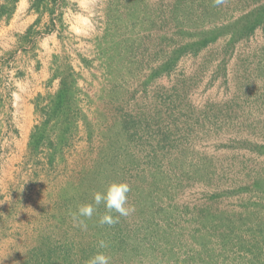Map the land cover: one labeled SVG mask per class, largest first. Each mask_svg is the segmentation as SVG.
Segmentation results:
<instances>
[{
    "label": "rangeland",
    "instance_id": "1",
    "mask_svg": "<svg viewBox=\"0 0 264 264\" xmlns=\"http://www.w3.org/2000/svg\"><path fill=\"white\" fill-rule=\"evenodd\" d=\"M65 1L58 30L65 55L54 58L52 72L67 64L79 75L77 101L93 133L88 138L78 120L70 146L52 165L46 150L35 154L28 146L14 168L6 165L9 144L0 141V264H70L93 246L111 264H264V20L248 36L232 39L229 30L142 82L171 44L188 40L177 25H233L264 0L218 7L211 0ZM4 5L8 10L12 2ZM74 47H84L83 74L73 65ZM116 140L122 146L111 165L105 160ZM98 159L131 186L135 211L115 229L98 231L91 222L104 213L100 205L82 231L70 215L85 203L74 198L75 185ZM114 233L118 248L97 247Z\"/></svg>",
    "mask_w": 264,
    "mask_h": 264
},
{
    "label": "crops",
    "instance_id": "2",
    "mask_svg": "<svg viewBox=\"0 0 264 264\" xmlns=\"http://www.w3.org/2000/svg\"><path fill=\"white\" fill-rule=\"evenodd\" d=\"M61 2L52 4L48 0L44 7L36 10L32 0H16L11 12L0 16V141L9 144L5 157L8 153L10 157L5 164L13 168L19 152L27 146L33 125L41 117L35 110L36 99L44 100V95L58 88L59 77L52 72L53 60L65 55L58 30L65 25L64 16L68 11V3L62 7ZM3 3L5 0H0V5ZM68 13L79 20V14L74 15L70 10ZM89 24L92 29V22ZM81 50L84 47H74L71 55L75 56L73 65L83 74L87 66L79 59Z\"/></svg>",
    "mask_w": 264,
    "mask_h": 264
},
{
    "label": "trees",
    "instance_id": "3",
    "mask_svg": "<svg viewBox=\"0 0 264 264\" xmlns=\"http://www.w3.org/2000/svg\"><path fill=\"white\" fill-rule=\"evenodd\" d=\"M12 2V6L6 10L5 3ZM16 0H5V3L0 5V12L9 14L13 7V2ZM52 4H56L59 0H49ZM48 0H32V6L36 10H40V7H44L45 3ZM181 0H177V4L180 3ZM177 8H175L176 10ZM129 10L131 13L136 14V9L132 6H129ZM189 13V12H188ZM1 14V13H0ZM176 12L173 11V16L176 19ZM186 15V14H185ZM190 18L191 15L188 14ZM186 16V18H188ZM137 19V18H136ZM124 21L125 19L122 18ZM264 20V2L259 4L255 9L247 12L246 14L240 16L236 19L232 24L228 26H220V27H213L209 29H205L202 31H197L195 27L187 26L186 29L183 30L181 24L176 26L175 32L177 34H185L188 36V40L174 42L170 45L169 53L167 54L166 58L162 61V63L155 65L154 67L151 66L150 70L147 74V77L144 78L143 85H146L148 82L153 80L155 77L170 72L173 67L175 66L177 60L186 53H196L201 48L206 46L209 42L215 40L218 36L228 32L231 30V38L238 39L242 37L248 36L255 27L260 25ZM134 44H131L128 49V53L132 52L135 47ZM112 57V56H110ZM114 57H112L113 59ZM81 61L86 65L88 62L84 59ZM147 65V63H146ZM149 67V65H147ZM111 70L109 69L108 72ZM53 76L59 77V85L56 91L48 95L46 98V103L43 105H39L38 98L35 101V110L43 115V119L41 122L35 124L29 136L28 141V149L29 152H34L35 154L38 152H42L46 150V158L48 165H52L57 156H61L63 149L65 147L70 146L71 139L75 132L78 131V120H82L83 126L87 131V137L90 138L93 130L91 128V123L88 121L86 114L82 111L79 107L77 101V95L80 93V88L77 86V78L79 75L74 72L70 65H59L57 66V70ZM118 138V137H117ZM129 139V138H127ZM117 142V143H116ZM116 142L111 143V147L113 151L110 154V160H105L107 163H114V160L117 159L119 148L122 146V143ZM264 148V147H263ZM117 149V150H116ZM264 151V150H263ZM263 151H259L262 153ZM60 158V157H59ZM104 160L98 159L95 162V165L90 172L83 171L79 178V184L75 185V195L74 198L78 199L77 203H90L92 198V193L94 191H103L105 186L113 181L117 182L119 179V174L115 170H110L107 167H104L106 164ZM111 161V162H110ZM91 171H93L91 173ZM91 173V174H90ZM142 176V175H141ZM114 177V178H113ZM113 178V179H112ZM109 179L111 180L109 182ZM143 181V176L139 178V182ZM82 182V184H80ZM101 184H100V183ZM95 184V185H94ZM87 187L86 190L84 187ZM93 186V187H92ZM99 188H96V187ZM154 186V185H153ZM256 186H260V184L256 183ZM95 188V189H91ZM135 188H138L135 186ZM68 195V193H67ZM138 198H142L139 197ZM69 199H72L69 197ZM98 220L97 218L92 219V222L98 231L102 230L103 227L96 223ZM90 221L88 224H91ZM118 227L117 224L113 225V229ZM115 231V230H114ZM110 237V236H109ZM94 238V235H93ZM116 239V240H115ZM122 240V239H121ZM121 242L118 237L117 233H114L108 240L107 243L110 246H114L115 244H120ZM119 245H117V248ZM91 251L89 252L90 255L84 257L82 253H76L73 259L74 264L78 263L81 264L83 260H88L89 257L94 255L98 249H94V246L90 248ZM113 249V248H111ZM69 262L70 264H72Z\"/></svg>",
    "mask_w": 264,
    "mask_h": 264
},
{
    "label": "clouds",
    "instance_id": "4",
    "mask_svg": "<svg viewBox=\"0 0 264 264\" xmlns=\"http://www.w3.org/2000/svg\"><path fill=\"white\" fill-rule=\"evenodd\" d=\"M211 2L213 6L218 7L224 4L225 0H211ZM130 191L131 186L123 181H113L103 191H94L90 203L80 204L74 212L70 213L73 226L86 231L88 228L86 221L92 219L100 205H103L105 211L99 216L97 223L100 226L117 224L121 217H128L135 211L134 205L129 203ZM97 247L106 249L108 244L104 239H100ZM85 264H111V257L103 251H97Z\"/></svg>",
    "mask_w": 264,
    "mask_h": 264
}]
</instances>
